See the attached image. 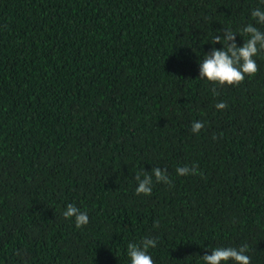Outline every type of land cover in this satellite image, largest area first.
Returning a JSON list of instances; mask_svg holds the SVG:
<instances>
[{"label":"trees","instance_id":"trees-1","mask_svg":"<svg viewBox=\"0 0 264 264\" xmlns=\"http://www.w3.org/2000/svg\"><path fill=\"white\" fill-rule=\"evenodd\" d=\"M256 8L0 0V264H130L127 245L145 237L154 264L243 245L264 264V50L238 85L198 78L223 28L238 46L244 26L264 32ZM154 167L171 184L137 195L135 175ZM70 203L87 225L63 217Z\"/></svg>","mask_w":264,"mask_h":264},{"label":"clouds","instance_id":"clouds-1","mask_svg":"<svg viewBox=\"0 0 264 264\" xmlns=\"http://www.w3.org/2000/svg\"><path fill=\"white\" fill-rule=\"evenodd\" d=\"M251 16L259 24H264V10L256 8L252 10ZM222 34L218 33L213 37L212 44L222 45V48L213 47L209 53L202 56L199 60V77L206 79L213 84L238 85L243 82L245 76L255 75L258 66L255 56L264 50V32L260 31L253 24H248L242 28V33L247 34L248 39L244 40L242 46L236 43L238 33L231 29L223 28ZM213 95H217L213 89ZM218 110L227 107L226 103L219 102L215 105ZM204 127L202 121L192 123V132L199 133ZM215 138V137H214ZM178 176L195 175L198 169L195 166L177 167ZM138 186L135 188L137 195H151L153 181L171 184L166 169L154 167L151 172L143 171L135 175ZM64 218H74L75 226L81 228L88 224L89 217L87 213L82 212L74 204H68L62 213ZM158 227L157 225H154ZM157 240L155 238L145 237L139 243H129L127 245V255L130 258V264H154L151 255L148 254L150 248H155ZM248 246L236 247H216L210 250V254L200 256L204 264H222V262L232 261L234 264H250V257L246 254Z\"/></svg>","mask_w":264,"mask_h":264}]
</instances>
